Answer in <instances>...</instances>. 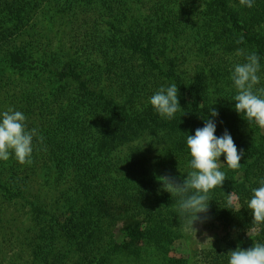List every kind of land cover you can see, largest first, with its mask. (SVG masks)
Masks as SVG:
<instances>
[{
    "label": "trees",
    "instance_id": "16d2710c",
    "mask_svg": "<svg viewBox=\"0 0 264 264\" xmlns=\"http://www.w3.org/2000/svg\"><path fill=\"white\" fill-rule=\"evenodd\" d=\"M238 49L260 56L264 86V0H0V112L45 138L32 165L0 161V264H228L264 243L251 213L221 247L173 255L194 229L159 179L183 183L186 137L211 119L243 156L194 227L226 223L227 193L260 186L264 129L232 100ZM173 83L183 111L168 119L149 101Z\"/></svg>",
    "mask_w": 264,
    "mask_h": 264
},
{
    "label": "clouds",
    "instance_id": "9594fccd",
    "mask_svg": "<svg viewBox=\"0 0 264 264\" xmlns=\"http://www.w3.org/2000/svg\"><path fill=\"white\" fill-rule=\"evenodd\" d=\"M240 5L251 8L254 0H239ZM238 44L244 43L241 35ZM238 56H243L245 62L237 63L231 71V80L236 89L233 99L235 110L242 114L248 122H255L264 129V86L261 85L260 56L255 52L245 53L238 49ZM259 86V87H258ZM179 87L173 83L168 87H160L151 97L150 104L161 116L173 119L183 109L179 100ZM211 116L219 113L211 107ZM27 116L13 108L0 112V161L7 162L10 158L21 165H32L33 154L37 151V142L42 143L44 136L35 128L29 129ZM216 123L208 119L203 127L195 130L194 135H187L186 143L190 152V171L183 183H178L168 176L159 177L164 190L172 196L179 197L176 211L181 217H187L186 232L195 229L194 223L201 219V213L209 211L212 200L211 192L217 187L223 188L228 179L222 171V164L228 169L239 170L243 152L238 150L232 135L225 130L217 136ZM225 161H221V156ZM259 187L251 189V197L247 201V208L251 210L253 224H264V179L259 181ZM226 207L239 212L241 209L239 197L234 193H227ZM249 236L252 234L249 232ZM228 264H264V243L254 242L247 249L237 247L228 252Z\"/></svg>",
    "mask_w": 264,
    "mask_h": 264
},
{
    "label": "rangeland",
    "instance_id": "374dc122",
    "mask_svg": "<svg viewBox=\"0 0 264 264\" xmlns=\"http://www.w3.org/2000/svg\"><path fill=\"white\" fill-rule=\"evenodd\" d=\"M231 192H234L239 197L241 209L239 212L233 209L224 207L221 212V217L225 222H219L213 227L206 225H197L193 233L184 241H179L173 247L172 254L183 256L188 254L189 250H202L206 248H217L223 245V238L228 231L235 232L243 224L246 218L251 214V210L247 208V201L252 193H244L238 187H233ZM122 223L116 228V233L122 236Z\"/></svg>",
    "mask_w": 264,
    "mask_h": 264
}]
</instances>
